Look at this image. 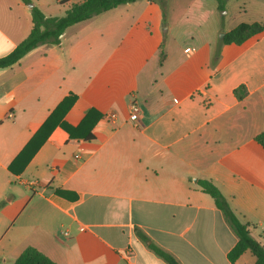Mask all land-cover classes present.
<instances>
[{
	"label": "crops",
	"instance_id": "1",
	"mask_svg": "<svg viewBox=\"0 0 264 264\" xmlns=\"http://www.w3.org/2000/svg\"><path fill=\"white\" fill-rule=\"evenodd\" d=\"M31 1L48 16L84 0ZM29 5L0 0V57L31 32ZM224 10L217 0H138L0 69V264L28 247L57 264H168L151 245L180 264H255L249 251L229 261L238 237L198 184L216 185L264 246V148L255 140L264 132V0H229ZM255 22L263 30L242 44L223 42ZM71 95L45 143L11 172ZM132 101L136 126L127 122ZM89 131L93 140L79 139Z\"/></svg>",
	"mask_w": 264,
	"mask_h": 264
},
{
	"label": "trees",
	"instance_id": "2",
	"mask_svg": "<svg viewBox=\"0 0 264 264\" xmlns=\"http://www.w3.org/2000/svg\"><path fill=\"white\" fill-rule=\"evenodd\" d=\"M25 4H31V0H21ZM138 0H84L82 3L71 4L68 6L66 13L62 17H47L41 9L37 6L31 8V16L33 27L29 35L20 42L10 53L0 57V69L12 67L18 63L25 55L41 45L60 46L62 36L65 31L78 23L93 19L107 11L115 9L121 5L136 2ZM158 1L162 7H166V0H149ZM229 0H217L220 10H224ZM263 26L257 22L248 24L242 23L230 32H228L223 39L224 43L242 44L251 36L261 32ZM162 54V52H161ZM218 55V53H217ZM243 95V87L240 89ZM238 93V90L236 91ZM76 96L71 95L62 101V103L53 111L49 118L42 124L38 131L26 144L21 153L17 156L15 161L9 166L11 172H16L14 165L21 164L20 172L25 165L33 158L37 151L47 140L53 128L60 123L64 113L68 107L75 101ZM90 114V113H89ZM88 116L76 129H81L84 123H87ZM94 123L91 125L93 126ZM61 125L72 134V129L67 125ZM95 137L89 131L85 136L79 139L93 140ZM255 140L264 148V132L259 133ZM198 184L202 191L209 194L215 201L217 208H219L231 228L238 237V242L228 253V259L231 263H235L245 252H251L255 258V264H264V246L261 245L250 233L249 225L243 223L237 214L233 211L227 199L224 197L219 188L210 180L200 179ZM57 195L66 197L67 192L62 190L56 191ZM5 204L0 202V208ZM137 234L143 239L147 237L137 230ZM153 251L165 260L168 264H180V262L166 250L151 245ZM12 264H57L51 260L44 253L40 252L34 247L26 248Z\"/></svg>",
	"mask_w": 264,
	"mask_h": 264
},
{
	"label": "rangeland",
	"instance_id": "3",
	"mask_svg": "<svg viewBox=\"0 0 264 264\" xmlns=\"http://www.w3.org/2000/svg\"><path fill=\"white\" fill-rule=\"evenodd\" d=\"M65 12H66L65 7H62V6L58 5V7H51L49 11L47 10V13L46 14L48 15L47 17H61V16H64ZM102 15L94 18L92 21L88 22L87 24H82L81 27L76 28L75 30L77 32H81V31L87 32L88 30H90L91 27L92 28H100V26H102V24H103V21L104 20H108V17H109L108 16V17L105 18ZM72 34H73V31L67 30L66 31V34H65V36L63 38L67 42H69L70 38L72 37ZM97 42L101 43L102 45H105V40L103 39V36H102V38L101 37L98 38V40L96 41V43ZM249 255H251V254L249 253Z\"/></svg>",
	"mask_w": 264,
	"mask_h": 264
},
{
	"label": "built area",
	"instance_id": "4",
	"mask_svg": "<svg viewBox=\"0 0 264 264\" xmlns=\"http://www.w3.org/2000/svg\"><path fill=\"white\" fill-rule=\"evenodd\" d=\"M140 114H141V107L139 105V103L137 101H132L129 105V113H128V118H127V122L130 125H138L139 121H140ZM117 115L116 113H111L109 115L110 118H115ZM9 118L13 117L12 113H9L8 115Z\"/></svg>",
	"mask_w": 264,
	"mask_h": 264
},
{
	"label": "water",
	"instance_id": "5",
	"mask_svg": "<svg viewBox=\"0 0 264 264\" xmlns=\"http://www.w3.org/2000/svg\"><path fill=\"white\" fill-rule=\"evenodd\" d=\"M29 6H30V7H32L33 5H32V4H30ZM221 37H224V34H222V35H221Z\"/></svg>",
	"mask_w": 264,
	"mask_h": 264
}]
</instances>
